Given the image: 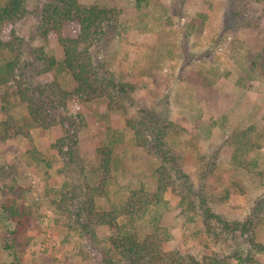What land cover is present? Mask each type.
<instances>
[{
	"label": "rangeland",
	"instance_id": "1",
	"mask_svg": "<svg viewBox=\"0 0 264 264\" xmlns=\"http://www.w3.org/2000/svg\"><path fill=\"white\" fill-rule=\"evenodd\" d=\"M4 1L0 0V5ZM45 1L25 0L30 12L26 17L0 22V41L14 42L20 62L31 66L28 76L34 84L55 82L70 94L74 83L67 73L56 70L42 74L32 59L33 50H42L57 63L63 59L60 46L40 38L39 14ZM78 2L118 14L116 29L98 42L95 54L117 81L134 86L133 103L123 115L107 112L104 99L85 103L70 95L66 111L56 114L57 122L51 129H31L28 136L20 134L0 141V171L8 172L4 182L13 187L11 194L0 190V204L15 200L25 212L15 242L18 264H101L107 247V228L83 230L77 223L80 219L73 215L86 186L98 184L100 177L106 176L100 171L96 150L113 139L118 142V153L106 176V196L95 197L97 210L118 208L133 190L154 189L158 160L134 146L132 133L124 124L139 109L152 111L160 122L172 124L167 144L180 157L194 188L202 189L206 200L203 208H209L229 224L243 223L253 214L256 200L263 199L264 188L242 169L229 164L233 149L229 138L235 131L254 125L262 149L248 157L255 158L264 170V76L253 80L246 76L250 67L247 51L264 47V0H207L206 5L196 8L195 14L207 11L209 17L202 32L192 35L184 31L190 15H194L189 10L195 0H142L140 11L135 9L134 0ZM227 10V29H234V33L221 34L223 13ZM167 50L170 60L165 59ZM11 58L12 54H0V64ZM197 74L213 82L211 89L203 86L201 78L199 83L193 81ZM1 105L0 101L3 120ZM24 112L25 106L12 99L10 115L19 119ZM65 116L72 119L77 130L78 158L73 163H66L51 148L63 136L59 120ZM202 157H213L215 170L201 185L199 173L205 169L201 166ZM231 182L240 183L243 194L234 189L228 199L222 200ZM61 194L72 198L68 200L69 215L56 209ZM164 200L165 204L150 207L146 215L134 222L133 231L139 239L158 226L166 231L164 250L180 253L184 262L191 258L202 262L215 255L229 257L248 248L251 254L247 257L245 251L242 264H264V205L258 216L261 223L255 228V243L260 247L251 249L247 237L238 236L228 242H223L222 237L216 246L213 238L200 231V219L185 222L179 214L177 197L166 193ZM119 222L127 223L128 217L121 216ZM81 223L85 220L81 219ZM4 237L5 226L0 220V240ZM231 262L235 263L233 259ZM4 263H11L6 255L1 261Z\"/></svg>",
	"mask_w": 264,
	"mask_h": 264
},
{
	"label": "trees",
	"instance_id": "2",
	"mask_svg": "<svg viewBox=\"0 0 264 264\" xmlns=\"http://www.w3.org/2000/svg\"><path fill=\"white\" fill-rule=\"evenodd\" d=\"M141 2L142 0H134V7L138 11L141 10ZM25 3V0H5L0 5V22H16L26 17L30 12L28 13ZM206 4L207 0H195V5L190 6L189 14L194 15H190L187 22L184 31L186 35L202 32L203 23L209 16L207 11L202 14H195V11L199 5ZM225 11L221 34H225L226 31L234 33V29H227L228 24L225 18L227 19L230 13L228 10ZM117 19L118 14L112 9L97 5L81 6L78 0H46L42 4L38 26L40 38L52 40L60 46L63 59L57 63L54 57L47 56L42 50H33L32 59L34 63L39 64L42 74L56 70L67 73L74 83L70 94L63 91L55 82L48 85L34 84L28 76V68L31 66L24 61L20 62V53L16 51L14 42L0 41V54L13 55V58L0 64L1 114L5 117L0 120V141L20 134L28 136L31 129H51L56 125V114L62 110L66 111V102L70 95L85 103L104 99L107 102V112L123 115L128 113L133 103L134 86L117 81L104 68V64L99 63L95 54L98 42L106 36L107 32L110 33L116 29ZM166 58L172 59L168 50ZM246 58L250 63L247 78L250 77V80H253V77L264 76V47L260 51L249 49ZM199 78L201 77L197 74L193 81L199 83ZM201 80L203 86L211 89L213 82L203 77ZM11 84H14L13 90ZM12 99L25 106V112L19 119L10 115ZM59 121L64 131L63 136L51 148L66 163H73L78 158L77 130L70 117L65 116ZM124 124L132 133L134 146L142 149L147 155L155 157L158 160V166L154 170L155 184L151 192L144 188L133 190L118 208L100 211L96 208L95 197L106 196L108 188L106 176L110 171L115 153H118V142L113 139L106 147L96 150L100 171L106 176L100 177L98 184L86 186L73 216L80 219L77 223L79 222L78 225H81L83 230H88L90 227L92 229L107 228L109 235L101 264H233L232 259L235 261L234 264H242L245 251L246 256H250V250L246 248L229 257L215 255L203 258L202 262L192 258L184 262V257L180 253L164 250L163 244L166 237L164 229L155 226L151 234L139 239L133 231L134 222L146 215L150 207L159 208L165 204L166 193H171L179 199V214L185 222L194 223L196 218L200 219V231L205 237L213 238L216 246L222 237L223 242H228V239L238 236V238L247 237L251 249L260 247L255 243V228L261 223L258 216L260 207L264 205V196L263 199L256 200L258 205L252 209L253 214L243 223L229 224L223 221L209 208H203L206 206V200L202 189L194 188L189 176L183 171L180 157L169 148L166 137L171 130V123H162L152 111L139 109L134 116L125 119ZM230 137L229 142L233 149L228 160L229 164L242 169L253 181L264 188V170L259 168L255 158L248 157L262 149L257 128L249 125L235 131ZM35 152L38 153L36 150ZM200 162L205 168L199 173V181L202 185L201 181L206 179L209 173L214 172L215 166L213 157L207 159L202 157ZM7 177L8 172L1 170L0 190L3 194L13 192V187L4 182ZM234 189H238L243 194L241 184L231 182L225 188L222 200L228 199ZM60 197L56 209L65 215L71 214L68 200L71 201L72 198H67L63 194ZM24 216L23 206L17 204L15 200H6L0 204V220L5 226V237L0 240V264L3 255L11 259L10 264L19 263L15 253V242L16 235L21 233ZM121 216L128 217V222L120 223ZM81 219L85 220V223H81Z\"/></svg>",
	"mask_w": 264,
	"mask_h": 264
}]
</instances>
